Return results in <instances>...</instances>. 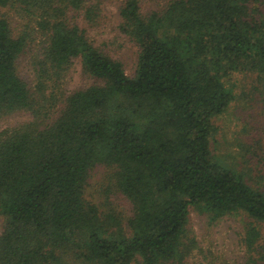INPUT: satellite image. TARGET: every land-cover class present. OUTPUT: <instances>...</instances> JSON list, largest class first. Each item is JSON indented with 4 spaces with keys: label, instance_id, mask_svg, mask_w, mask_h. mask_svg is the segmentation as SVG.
<instances>
[{
    "label": "trees",
    "instance_id": "1",
    "mask_svg": "<svg viewBox=\"0 0 264 264\" xmlns=\"http://www.w3.org/2000/svg\"><path fill=\"white\" fill-rule=\"evenodd\" d=\"M102 1L0 0L42 38L30 86L16 64L26 37L0 14V122L31 115L0 132V264H183L196 247L191 206L211 221L244 213L242 264H264V189L210 150L213 119L234 98L228 77L264 86V0H168L146 14L120 0L119 29L138 48L132 76L81 26ZM77 58L97 82L54 112L45 91ZM97 166L129 202L125 217L86 197Z\"/></svg>",
    "mask_w": 264,
    "mask_h": 264
},
{
    "label": "rangeland",
    "instance_id": "2",
    "mask_svg": "<svg viewBox=\"0 0 264 264\" xmlns=\"http://www.w3.org/2000/svg\"><path fill=\"white\" fill-rule=\"evenodd\" d=\"M167 1L139 0L140 10L143 14L159 11ZM119 6L120 0L102 1L97 18L91 23L83 21L81 26L85 28L87 37L95 46L119 60L125 73L132 76L138 48L119 29ZM0 14L7 19L14 35L22 34L26 37V48L18 56L16 64L18 73L33 86L35 78L31 60L42 45V38L35 32L34 22L19 15L12 7H0ZM29 32L30 37L25 35ZM94 82L97 81L82 71L77 58L61 77L60 84L52 90L53 93L48 89L45 93L58 97L54 104L56 112L61 97ZM227 85L231 87L234 98L226 111L213 119L211 153L221 162L242 171L249 184L264 189V86L259 85L254 75L248 72L232 73L228 77ZM53 101L55 102V98ZM29 119V113L2 119L0 132ZM85 194L87 198L97 202L102 211L108 210L122 217L129 214V202L115 191L110 172L104 166H97L90 171ZM249 220L240 212L211 221L207 214L191 206L186 228L188 235L196 240V247L183 264H242L245 253L241 238ZM2 225L3 220L0 217V232ZM260 225L264 243V227Z\"/></svg>",
    "mask_w": 264,
    "mask_h": 264
}]
</instances>
